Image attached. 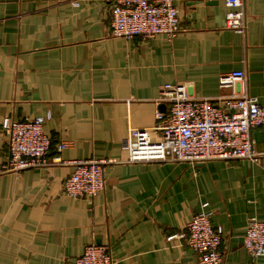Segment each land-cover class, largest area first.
<instances>
[{"label": "crops", "instance_id": "obj_1", "mask_svg": "<svg viewBox=\"0 0 264 264\" xmlns=\"http://www.w3.org/2000/svg\"><path fill=\"white\" fill-rule=\"evenodd\" d=\"M111 0H0L2 120L46 117L66 161L117 159L93 200L63 192L70 163L0 173V264H72L87 244H109L116 264H197L183 238L209 203L224 229L223 264H264L243 244L251 217L264 220V127L252 129L259 161L128 162L129 129L151 128L165 84L193 98H223L224 73L244 70L234 90L264 104V0H245L247 31L226 26L224 0H175L182 31L169 40L112 35ZM167 109V108H166Z\"/></svg>", "mask_w": 264, "mask_h": 264}, {"label": "built area", "instance_id": "obj_2", "mask_svg": "<svg viewBox=\"0 0 264 264\" xmlns=\"http://www.w3.org/2000/svg\"><path fill=\"white\" fill-rule=\"evenodd\" d=\"M226 26L237 33L247 31L245 0H224ZM112 35L151 39L159 34L173 40L183 29L175 0H111ZM247 80L244 70L220 76V87L232 94L223 98H193L184 85L165 84L160 101L166 111L156 115L151 128H130L128 162L206 163L211 160L259 161L252 129L264 127V104L257 97L234 87ZM46 117L15 119L7 116L1 127L9 136L8 157L0 164V173L70 163L74 171L65 180L64 194L93 200L106 188L105 167L117 159H75L66 161L61 152L66 142L53 145L44 129ZM209 203L188 221L186 230L169 236L180 237L194 250L197 264H223L224 229L212 223ZM253 258L264 256V220L251 217L243 239ZM72 264H116L111 246L91 242Z\"/></svg>", "mask_w": 264, "mask_h": 264}, {"label": "water", "instance_id": "obj_3", "mask_svg": "<svg viewBox=\"0 0 264 264\" xmlns=\"http://www.w3.org/2000/svg\"><path fill=\"white\" fill-rule=\"evenodd\" d=\"M166 108H167V105H166V104H164V110H163V111H166Z\"/></svg>", "mask_w": 264, "mask_h": 264}]
</instances>
